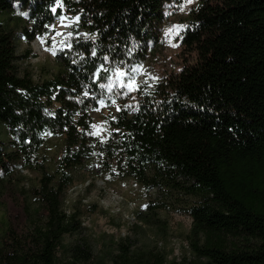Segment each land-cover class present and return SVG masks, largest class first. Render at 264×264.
<instances>
[{
	"label": "trees",
	"instance_id": "obj_1",
	"mask_svg": "<svg viewBox=\"0 0 264 264\" xmlns=\"http://www.w3.org/2000/svg\"><path fill=\"white\" fill-rule=\"evenodd\" d=\"M171 1L0 0V126L16 149L9 154L0 140V264L90 261L87 246L73 248L70 262L59 251L82 230L80 212L64 208L72 171L94 162L147 192L183 196L192 220L191 260L120 244L111 264H264V0H198L182 37L193 61L136 104L105 88L116 68L143 62ZM63 17L71 23L56 73L19 75L18 31L31 43ZM100 101L120 106L96 135L90 112ZM48 136L64 138L56 171L37 163L38 186L18 200L9 166L30 167Z\"/></svg>",
	"mask_w": 264,
	"mask_h": 264
},
{
	"label": "rangeland",
	"instance_id": "obj_2",
	"mask_svg": "<svg viewBox=\"0 0 264 264\" xmlns=\"http://www.w3.org/2000/svg\"><path fill=\"white\" fill-rule=\"evenodd\" d=\"M197 6L198 0L191 3L188 0H172L165 4L155 44L150 45L149 53L139 65L143 66L142 70L138 66L137 71L126 72L127 75L121 78L117 69H122L116 68L105 87L109 94H115L122 102L136 104L154 92L163 78L177 74L184 65L193 61L194 55L182 45V37ZM70 23L67 18H61L41 37L43 43L39 36L27 43L24 33L19 30L16 41L18 74H30L35 81L55 74L58 65L53 52L64 44ZM25 24L30 27L28 22ZM174 25L181 27L174 28ZM130 79L135 81L132 88L128 83ZM119 106V102L107 105L100 101L98 111L90 112L96 135L104 134L103 118L114 115ZM0 140L9 154L16 152L12 138L2 126ZM63 150V137L48 136L41 149L31 156L30 167L24 168L23 159L9 166L11 177L7 178L18 180V200L23 198L21 190L27 192L38 186L40 173L35 169L37 163L54 174ZM72 175L74 181L66 191L64 208L67 213L80 212L82 230L64 238L66 250L59 251L63 262L74 260L73 248L85 249L87 246L91 253L90 261H75L76 264H94L98 260L111 264L109 256L118 254L120 244L130 246L132 252L162 253L169 261L182 262L193 258L188 247L192 220L181 210L183 196L157 190L147 192L131 178L121 179L112 173L102 172L95 162L73 170ZM6 200L9 206L14 203L11 195ZM162 203L170 207L160 208ZM142 215L150 217L147 223L140 220ZM4 218L5 213L0 206V224Z\"/></svg>",
	"mask_w": 264,
	"mask_h": 264
},
{
	"label": "snow or ice",
	"instance_id": "obj_3",
	"mask_svg": "<svg viewBox=\"0 0 264 264\" xmlns=\"http://www.w3.org/2000/svg\"><path fill=\"white\" fill-rule=\"evenodd\" d=\"M188 2L189 3H191L192 2V0H188ZM60 6H62V5H60ZM52 11L53 12H56V8H53L52 9ZM23 15H26V13H24ZM75 19H78V17L77 18H75ZM174 28H179V27H181V26H177V25H174L173 26ZM169 31H171V29H169ZM168 33L166 32V35H167ZM38 39H41V42L43 43L44 41H43V38H41V37H38ZM174 47L176 46V45H173ZM53 55H55V52H53ZM142 68H143V66L141 65V66H139V69H141L142 70ZM138 69L137 68H133L132 69V71L133 72H135V71H137ZM117 73H118V76L119 77H121V78H123L124 76H126L127 75V73L126 72H123L122 70H120V69H117ZM123 82V81H122ZM129 87L130 88H132V87H134L135 86V81L134 80H132V79H130L129 80ZM101 103H103L102 101H101ZM144 207H147L146 205L144 206Z\"/></svg>",
	"mask_w": 264,
	"mask_h": 264
}]
</instances>
